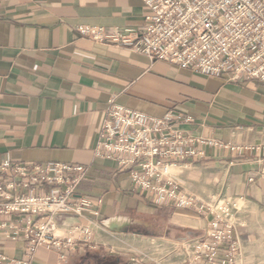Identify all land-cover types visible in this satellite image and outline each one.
Masks as SVG:
<instances>
[{"label": "crops", "instance_id": "obj_1", "mask_svg": "<svg viewBox=\"0 0 264 264\" xmlns=\"http://www.w3.org/2000/svg\"><path fill=\"white\" fill-rule=\"evenodd\" d=\"M145 12L139 0H0V156L20 164L89 166L78 195L93 200L100 214L60 215L63 226L98 221L107 235L102 221L124 216L152 223L161 231L157 236H165L167 227L203 231L206 221L193 209L157 206L173 211L165 225L146 217L158 212L155 205L133 189L115 161L95 156L113 97L157 117L170 110L190 115L184 128L218 144H202L204 156L173 165L172 175L202 202L242 197L236 214L242 221L236 230L238 263L264 264V82L231 81L228 75L153 61L131 46L95 42L77 29H140ZM64 251L42 248L33 264H100L104 259L96 252L89 261L77 255L64 261ZM0 253L19 258L22 243L0 239ZM184 258L166 262L183 264Z\"/></svg>", "mask_w": 264, "mask_h": 264}, {"label": "built area", "instance_id": "obj_2", "mask_svg": "<svg viewBox=\"0 0 264 264\" xmlns=\"http://www.w3.org/2000/svg\"><path fill=\"white\" fill-rule=\"evenodd\" d=\"M145 9L140 29L79 25L81 35L99 43L131 46L153 61H165L231 81L264 82V3L261 0H139ZM190 115L168 111L153 116L109 100L95 156L115 161L133 189L155 204L193 209L205 219L203 235L185 247L188 264H239L236 216L241 198L202 202L181 189L172 166L204 156L214 140L191 135ZM234 146L233 149H241ZM89 166L73 163L20 164L0 156V239L21 242L23 254L0 253V264H33L42 249L95 247L84 224L63 226L60 215H99L78 195ZM48 188L49 192H44ZM240 199V200H239ZM193 249V251H191ZM65 254H62L64 257Z\"/></svg>", "mask_w": 264, "mask_h": 264}, {"label": "rangeland", "instance_id": "obj_3", "mask_svg": "<svg viewBox=\"0 0 264 264\" xmlns=\"http://www.w3.org/2000/svg\"><path fill=\"white\" fill-rule=\"evenodd\" d=\"M152 204L155 205L154 207L158 209V212H153L152 215L151 213H146L145 216L153 219L154 222H159V224L162 225H165L168 221V214L171 215V212H173L169 209H172V207L178 208L171 203L164 204V206L169 207V209L157 207L163 205L155 203ZM79 223L84 224L88 229H90L91 238H93L97 243L95 244V247L86 246L75 250L65 249L62 253L65 254V256L62 257V254L60 255L61 259L64 261L71 255H77L76 257L89 261L91 258L96 257L95 254L97 252L99 253V258L104 257V259L99 260L98 263L100 264L101 262H103V264H157L160 258L165 260L164 262H159V264H168L166 260L168 259L169 261L172 257H176L179 261L185 257V262L183 264H188L185 247L190 249L194 243V239L182 243L179 240L167 238L165 236H152L133 232L113 234L111 236V232H109L106 228L104 229L106 230L107 235H104L103 232L99 231L98 227L100 226V223L98 221H89L87 223L80 221ZM191 251H193V249H191ZM89 263L90 262H86V264ZM81 264H83V261Z\"/></svg>", "mask_w": 264, "mask_h": 264}, {"label": "water", "instance_id": "obj_4", "mask_svg": "<svg viewBox=\"0 0 264 264\" xmlns=\"http://www.w3.org/2000/svg\"><path fill=\"white\" fill-rule=\"evenodd\" d=\"M102 225L106 229L116 233L133 232L137 234L140 233V234L152 235V236H157L161 234L160 230L153 228L154 225L152 223L145 222L142 220H134L124 216H116L103 220ZM141 226H144L146 228L143 230H139L140 228L138 227ZM164 234L165 237L167 238L177 239L180 240L181 242H186L201 237L203 235V231H196V230L184 231L176 227H167Z\"/></svg>", "mask_w": 264, "mask_h": 264}]
</instances>
